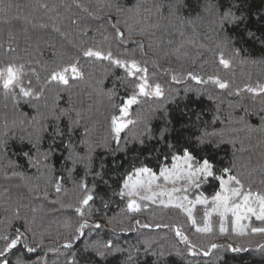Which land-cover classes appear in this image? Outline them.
Returning a JSON list of instances; mask_svg holds the SVG:
<instances>
[{"label":"snow or ice","instance_id":"obj_1","mask_svg":"<svg viewBox=\"0 0 264 264\" xmlns=\"http://www.w3.org/2000/svg\"><path fill=\"white\" fill-rule=\"evenodd\" d=\"M0 4H3V0H0ZM73 4L79 11H72V4H69L66 6L69 14L65 16L58 12L57 5L49 7L45 0H38L39 9L56 13L49 17V22L34 25L40 29H51L52 35L44 41V45L52 50V56L55 58L50 71L45 66L47 75L42 81L39 73L35 69L32 70L39 84L38 88L33 87L31 80L25 83L24 64L13 61L0 66V87H2L4 98H11L13 108L19 109L22 105H26L35 112V115L30 118L27 113H24L25 118L18 123L14 121L12 128L5 123L4 130L0 131V157L9 159L8 166L4 170L5 179L18 178L22 182L15 185L18 191L11 199V216L0 220V225L3 226L0 230V264H13L11 255L20 246L28 254L35 253L40 247L39 244L33 247L28 243L29 234L33 237L36 235L33 229L34 219L28 220L27 215H22V212L30 208L32 197L42 195L47 199L50 195L49 186L54 187L57 194V200L53 203H59L61 208L74 211L80 218L75 228L76 235L65 239L62 245L64 249L71 250L74 242L85 235V229H100L101 224H89L85 215L86 211L88 214L91 213L90 202H95L97 198L104 202L105 197L98 191V184L94 183L89 188L86 178L91 175L93 181H99L111 187L106 177L109 172L119 173L125 163L129 164L131 170H126L119 192H113V195H118L121 199L128 198V211L136 212L141 209L142 205L137 202L138 200L148 201L159 204L163 208L171 207L185 213L197 233L211 234L213 232L210 217L215 213L220 218L221 235L229 232V217H231V233L235 236H248L249 231L253 235H264V227H250L241 222L255 217L257 221L264 224V190H253L257 183L253 178L257 170L253 169L252 172L247 173L246 185L244 174L235 171L234 161L230 165L220 164L215 152L225 141L212 139L218 133H209L206 129L200 130L199 135L191 133V129L196 127V122L201 119V112L185 103L180 109L179 118H174L167 106L168 103H176V98L173 96L172 100L153 110L150 118H131L133 106L140 105L144 100L165 99L164 85L157 81L158 72L171 74L173 83L181 82L180 73L172 68H162L160 64V61L169 55L168 52H164L163 56L157 55L159 49L164 46L175 45L171 51L172 54L177 55L178 59L187 45H195L199 49L211 51L225 69L230 68L237 60L240 63L264 64V10L253 11L252 0H135L130 6H122L116 0H96V4L92 7L85 6L79 0H73ZM102 15L106 19L102 20ZM24 20L28 24L32 23L30 17H24ZM65 20L68 22L67 25L64 24ZM94 21H101V23L92 27ZM106 25L110 26L111 34H105L108 32ZM201 29L211 33L204 38L211 43L212 47L203 42L198 43ZM90 30L103 36V41L109 44L107 50L98 46L99 42H96L94 37H92L94 41L92 44H88L83 39L78 42L71 39L73 33H79L80 37H85ZM157 33H164L169 38L160 40L154 48L153 42ZM57 36L61 40H67L76 50V55L65 60L63 45L61 49L56 47ZM134 37L140 39H134ZM27 38L31 39V37ZM113 45L121 50L119 54L112 51ZM129 45H135V47L130 48ZM254 46L262 50L258 56L254 55ZM37 50H41L39 38ZM8 51L14 52L15 49L9 47ZM149 53L157 58H151ZM226 53L230 55L226 57ZM82 58L86 61H107L111 68L123 70V76L117 79L126 94L119 96V103L115 102L118 93L114 89L108 90L107 93H104L102 89L95 90L97 95H107L112 108L110 119L106 122L107 133L100 139L94 135L96 125L93 124L90 127L86 122L83 109L58 107V102L62 99L60 91L71 89V81L84 78ZM36 63L41 62L37 60ZM149 65L153 69L151 72ZM184 78L191 79L197 84L211 82L221 90L231 87L228 82L217 76H209L205 81L191 71L186 72ZM51 88H59L60 91L56 92L52 107L49 109L45 93ZM191 91L192 89H185L186 94ZM244 91L254 95L264 93V84H257L255 87L245 85L242 89L237 88L235 94L239 95ZM200 95L197 93L196 99L191 103L196 104ZM41 100L45 101L44 110L40 104ZM193 116L196 118L195 121L192 120ZM184 117L188 118L186 122ZM65 119L67 123L64 122ZM216 119L218 117H214L213 122ZM156 120L159 121L158 125L153 123ZM237 122L244 124L249 130L252 128L243 117ZM141 123L143 124L141 131L134 133L131 137L122 135L131 126ZM17 127L20 131L18 136L15 132ZM259 131L264 133V117L261 118ZM45 141H47L46 149H44ZM229 143L234 145L235 141H229ZM9 152L17 156L18 160L22 158L26 161L27 167L25 168L18 160L12 161L9 158ZM57 153L59 157H62L60 163L67 169L69 176L76 171L77 166H82L85 170V177L78 183V189L82 195L77 197L75 203H65L61 199L62 193L65 197L68 194L63 187L62 176L55 179L49 176L44 180L43 188L39 183L46 173L55 171L54 165L50 164L49 160ZM129 156H131L130 159ZM108 157H111V168H109ZM152 159L158 163V174L146 163ZM69 163L71 167H68ZM8 168L12 169L10 175ZM27 169H35L38 175H29ZM259 174V184L264 188V164L260 165ZM160 180L163 184L157 183ZM211 181L218 182V190L214 195L208 197L200 192L194 200L189 198V192L198 190ZM169 184H171L170 188L167 187ZM8 192V188L3 189V194ZM198 204L206 206L202 227L197 226L193 216V208ZM104 206L107 207V203ZM147 206V204L143 205V207ZM30 210L33 213L36 212L34 207ZM21 220H23L21 227L13 228L14 221ZM108 222L112 223L111 220ZM136 223L139 224V221ZM66 226L70 227V224L66 222ZM141 227H149V225H141ZM175 234L179 243L185 245V251L189 257H208L214 249L218 248H226L232 253L248 251L242 245L216 243L203 249L184 235L180 228L175 229ZM258 247L264 249V244ZM150 248V244L146 245V250ZM113 250L122 251L118 247L114 248L111 240L99 247L90 244L84 248V253L94 252V256L85 255L78 258L77 254L73 253L66 260V264H80L81 259L84 264H100L96 258L106 260ZM153 255L157 254L153 253ZM177 255H183V253L177 251ZM164 257L165 253L161 251L157 257V264ZM133 259V255L129 254L127 257L129 264ZM15 264H46V261L42 258L31 261L21 253L17 256Z\"/></svg>","mask_w":264,"mask_h":264},{"label":"trees","instance_id":"obj_2","mask_svg":"<svg viewBox=\"0 0 264 264\" xmlns=\"http://www.w3.org/2000/svg\"><path fill=\"white\" fill-rule=\"evenodd\" d=\"M45 2L49 4V7L57 5L58 12L61 15L66 16L69 14L66 9L69 4H72V11H79L75 8L73 0H45ZM79 2L89 7L96 4V0H79ZM116 2L122 6H130L135 0H116ZM252 3L253 11L264 10V0H252ZM37 5L38 0H3V4H0V66L13 61L17 64H24L25 83L31 80L33 87L38 88L39 84L32 70L35 69L39 73L42 81L47 75L45 66L50 71L55 58L52 56V50L44 45V41L48 40L49 36L52 35L51 29H40L34 25L49 22V17L54 16L56 13L39 9ZM24 17L32 18V23H26ZM103 19H106V17L102 15ZM67 23V20H65L64 24L67 25ZM99 23L101 21L92 22V27ZM106 27H108V32L105 34H111L110 26L106 25ZM200 31L201 37L198 43L203 42L212 47L211 43L204 38L205 35H211V33H207L206 29H201ZM27 37H31V39ZM92 37L95 38L96 42H99L98 46L105 50L108 49L109 44L103 41V36L91 30L85 37H80L79 33H73L71 39L77 42L83 39L88 44H92L94 42ZM38 38L40 51L37 50ZM168 38L164 33H157L153 42L154 48L157 47L160 40H167ZM134 39L140 38L134 37ZM55 43L57 49H61V45H63L62 50L65 52V60L70 56L76 55V50L72 48L67 40H61L57 36ZM9 47L15 49V51H8ZM129 47L134 48L135 45H129ZM173 47L175 45L164 46L159 49L157 55L163 56L164 52L169 53L165 59L160 61V64L162 68H172L180 73L181 82L178 84L173 83L171 74L158 72L157 81L164 85L165 99L159 101L144 100L140 105L133 106L131 118H150L153 110L166 104L175 96L176 103H168L167 106L173 117L178 119L180 109L183 108L185 103H188L190 107L202 113L200 121L196 122V127L191 129V133L199 135L202 129H206L209 133H218L212 139L216 141L223 139L225 141L220 149L215 152L216 159L220 161V164L230 165L234 161L236 163L235 171L244 174L243 178L246 185L248 180L247 173L256 169L257 171L253 178L257 183L254 185L253 190H264L259 184V167L264 164V133L259 131L261 118L264 117V93L254 95L244 91L239 95L235 94L237 88L242 89L245 85L255 87L257 84H264V64L240 63L237 60L230 68L225 69L219 64L218 59L211 51L199 49L195 45H187L179 54L178 59L177 55L172 54L171 49ZM112 51L115 54H119L121 50L113 45ZM261 51L258 46H254V55L258 56ZM228 55L230 53H226V57ZM149 56L153 59L157 58L152 53H149ZM37 60H40L41 63L37 64ZM81 64L84 67V78L82 80L71 81L72 87L68 90L60 91L59 88H51L45 93V97L48 108L51 109L55 94L60 91L62 99L58 102V107L61 109L69 107L83 109L86 122L90 127L93 124L96 125L94 135L100 139L107 133L106 122L110 119L112 108L107 95H97L95 90L102 89L104 93H107L108 90L114 89L118 93L115 102L119 103V96L126 94L117 79V77L123 76V70L111 68L107 61H86L82 58ZM149 68L150 72L153 71L151 65H149ZM188 71L199 75L205 81L208 80L209 76H217L221 80L228 82L231 87L221 90L211 82L197 84L191 79L184 78V74ZM185 89H192V91L186 94ZM197 93L201 94L200 99L196 104H192L191 101L196 99ZM44 103V100L40 101L42 110H44ZM24 113H27L29 118L35 115V112L26 105H22L19 109L13 108L11 98L5 99L2 94V87H0V131L4 130L5 123H7L9 128H12L14 121L18 123L25 118ZM214 117H218L215 122H213ZM241 117L244 118L247 124L252 126L251 130L246 128L244 124L237 122ZM187 119V117H184L185 122ZM195 119V116H193L192 120L195 121ZM64 122L67 123V120L65 119ZM153 123L158 125L159 121L156 120ZM142 128V123L131 126L122 135L131 137L134 133L141 131ZM233 129L239 130L232 131ZM15 132L17 136L20 134L18 127ZM229 141H235V144L233 145ZM46 148L47 141L44 143V149ZM100 151L102 152V150ZM9 158L12 161L18 160V157L12 155L11 152H9ZM130 158L131 156H129ZM60 159L62 157H59V153H57L56 156L49 160V163L54 165L55 171L46 173L39 183L43 188L44 180L49 176L53 179L62 176L63 187L68 194L65 197L62 193L61 199L65 203H75L77 197L82 195L78 189V183L85 177V170L82 166H77L76 171L69 176L67 169L62 167ZM121 159H123V154H121ZM18 162L23 164L25 168L27 167L26 161L22 158H19ZM8 163V158L0 157V220L11 216V199L15 197L18 191L15 185L22 184L18 178L5 179L4 170ZM98 163L97 161V167ZM146 163L154 172L159 173V166L155 159ZM108 164L109 168H111V157H108ZM137 166L139 165L137 164ZM68 167H71L70 163ZM126 170H131L128 163L124 164L119 173L109 172L106 179H108L111 187L105 186L99 181H93L91 175L87 176L89 188L94 183L98 184V191L104 195L105 199L104 202L99 198L95 202H90L91 213L88 214L86 211L85 219L88 220L89 224L99 223L102 227L100 229H85V235L74 242L71 250L64 249L62 245L66 238L76 235L75 228L78 226L80 218L74 211L61 208L59 203H53V201L57 200V194L52 186L48 188L50 195L47 199L42 195L32 197L30 199V208L34 207L36 212H31L29 208L23 210L22 215L26 214L30 221L34 219L33 229L36 235L33 237L29 234L28 243L33 247L39 244L40 247L32 254L24 252L22 246L18 247L11 255L13 264H15L17 256L21 255V253L31 261L42 258L43 261H46V264H66V260L73 253H76L78 258L85 255L94 256V252L85 254L84 248L90 244L99 247L101 244L107 243L108 240L113 241L114 248L118 247L122 251L116 252L113 250L106 260H100L97 257L96 259L100 261V264H129L127 260L129 254L134 257L131 264H157V257L161 251L165 253V257L161 258L158 264H264V249L258 247V245L264 244V235H253L249 231L248 236H235L231 233V217H229V232L227 234H220V218L214 213L210 217L213 232L211 234H201L195 231L185 213L174 208H163L156 204L149 206L148 209L136 212L128 211V198L121 199L118 195H113V192H119ZM11 171L12 169L8 168L9 175ZM27 171L29 175H38L35 169H27ZM4 188L9 189L7 194H3ZM216 190H218V182L211 181L202 185L197 190V193L202 192L205 196L211 197ZM105 203H107V207L104 206ZM205 211L206 207L204 205H196L193 208V216L197 226H203ZM109 220L112 221L111 224L108 222ZM137 221H139V224L136 223ZM66 222L70 224V227L66 226ZM22 223L23 220L14 221L13 228L21 227ZM141 225H149V227H141ZM157 225H160V227H156ZM248 225L264 227L261 222L255 224L254 219L250 220ZM2 228L3 226L0 225V230ZM176 228H180L183 234L188 236L199 248L207 249L212 243L221 245L233 244L242 245L248 251L232 253L227 251L226 248H218L214 249L208 257H189L185 251V245L178 241L175 234ZM149 244L151 248L146 250V245ZM53 249L55 251H52ZM137 249L139 250L138 252L136 251ZM177 251L183 253V255H177ZM153 253L157 255L154 256ZM80 264H84L82 259Z\"/></svg>","mask_w":264,"mask_h":264},{"label":"rangeland","instance_id":"obj_3","mask_svg":"<svg viewBox=\"0 0 264 264\" xmlns=\"http://www.w3.org/2000/svg\"><path fill=\"white\" fill-rule=\"evenodd\" d=\"M157 183H160V184H163V181L162 180H160V181H157ZM167 187H171V184H169V185H167ZM157 191H159V189H157ZM198 193H197V189H194V190H192L191 192H189L188 193V195H189V198L190 199H195V196L197 195ZM165 199H166V197H165ZM138 203H140L141 205H142V207H141V209L140 210H142V209H148L149 208V206H153V205H156V204H152V203H150V202H148V201H137ZM145 204H147L148 206L147 207H143V205H145ZM199 205V204H198ZM204 207H206V206H204ZM169 208H171V207H169ZM215 214V213H214ZM252 219H254L255 220V224H257V222H260V221H257L256 219H255V217H252L251 218V220ZM249 221L250 220H243V221H241L242 223H244V224H248L249 223ZM260 224V223H259ZM256 226H258V225H256ZM250 227H254V226H250Z\"/></svg>","mask_w":264,"mask_h":264}]
</instances>
